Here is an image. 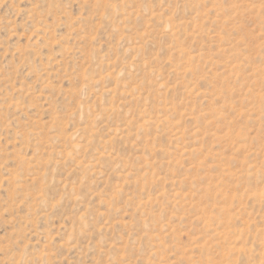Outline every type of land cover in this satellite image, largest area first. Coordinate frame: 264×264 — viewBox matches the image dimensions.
I'll return each mask as SVG.
<instances>
[{"label": "rangeland", "instance_id": "obj_1", "mask_svg": "<svg viewBox=\"0 0 264 264\" xmlns=\"http://www.w3.org/2000/svg\"><path fill=\"white\" fill-rule=\"evenodd\" d=\"M0 264H264V0H0Z\"/></svg>", "mask_w": 264, "mask_h": 264}]
</instances>
